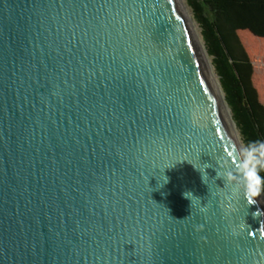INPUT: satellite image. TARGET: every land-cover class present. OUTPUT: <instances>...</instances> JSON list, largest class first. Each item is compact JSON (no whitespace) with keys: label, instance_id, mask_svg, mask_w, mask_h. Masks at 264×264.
Returning a JSON list of instances; mask_svg holds the SVG:
<instances>
[{"label":"water","instance_id":"obj_1","mask_svg":"<svg viewBox=\"0 0 264 264\" xmlns=\"http://www.w3.org/2000/svg\"><path fill=\"white\" fill-rule=\"evenodd\" d=\"M241 144L182 0H0V264H264Z\"/></svg>","mask_w":264,"mask_h":264},{"label":"trees","instance_id":"obj_2","mask_svg":"<svg viewBox=\"0 0 264 264\" xmlns=\"http://www.w3.org/2000/svg\"><path fill=\"white\" fill-rule=\"evenodd\" d=\"M188 2L243 142L264 139V0Z\"/></svg>","mask_w":264,"mask_h":264},{"label":"clouds","instance_id":"obj_3","mask_svg":"<svg viewBox=\"0 0 264 264\" xmlns=\"http://www.w3.org/2000/svg\"><path fill=\"white\" fill-rule=\"evenodd\" d=\"M229 156L232 163L225 165L221 172L224 182L234 193H242L245 199L255 202L264 195V175L261 174L264 172V139L242 143ZM184 196L190 199L193 195L185 192Z\"/></svg>","mask_w":264,"mask_h":264},{"label":"bare ground","instance_id":"obj_4","mask_svg":"<svg viewBox=\"0 0 264 264\" xmlns=\"http://www.w3.org/2000/svg\"><path fill=\"white\" fill-rule=\"evenodd\" d=\"M182 2H183L184 6H185V8H186V11H187V13H188V16H189L190 20H191V23H192L193 28H194V32H195L196 37H197V39H198V42H199V44H200L201 52H202L203 56H204L205 59H206V63H207L208 69H209V71H210V73H211V75H212V77H213V79H214V81H215V83H216V85H217V88H218V90H219V92H220V95H221V97H222V100H223V103H224L225 108H226V110H227V113H228V115H229V117H230V119H231L232 124L234 125V127H235V129H236V132H237V134H238V136H239L241 142L243 143V141H242V139H241V135H240L239 131L237 130L236 125H235V123H234V121H233V118H232V116H231V111H230V109H229V106H228V104H227V102H226V100H225V97H224V95H223V93H222V91H221V87H220V84H219V82H218L217 75H216L215 70L213 69V66L211 65V62H210V60H209V57H208L207 51H206V49H205V45H204L203 42H202V39H201V36H200L199 30H198V27H197V25H196L195 22H194L193 15H192V13H191V11H190V9H189V7H188L186 1H185V0H182Z\"/></svg>","mask_w":264,"mask_h":264},{"label":"rangeland","instance_id":"obj_5","mask_svg":"<svg viewBox=\"0 0 264 264\" xmlns=\"http://www.w3.org/2000/svg\"><path fill=\"white\" fill-rule=\"evenodd\" d=\"M185 1H186L187 5H188V7H189V9H190V11H191V13H192V15H193L194 22H195V24H196L197 27H198V30H199V33H200V36H201L202 42H203V44L205 45V42H204V39H203V34H202V29L200 28L199 24L197 23V21H196V19H195L194 12H193V10H192V8H191V6H190L188 0H185ZM205 49H206V51H207L206 45H205ZM207 54H208L209 60H210V62H211V65L213 66V69L215 70V73H216V75H217L218 82H219L220 87H221V91H222V93H223V95H224V97H225V94H224L223 88H222L221 83H220L219 76H218L217 71H216V68H215V66H214V64H213V59H212V57L209 55L208 51H207ZM225 100H226V99H225ZM229 109H230V108H229ZM230 111H231V110H230ZM231 116H232V114H231ZM233 121H234V120H233ZM234 123H235V122H234ZM235 125H236V124H235ZM236 128H237V126H236ZM237 130L239 131L238 128H237ZM239 133H240V131H239ZM240 135H241V134H240ZM241 139H242V136H241ZM242 141H243V139H242ZM243 143H244V142H243Z\"/></svg>","mask_w":264,"mask_h":264}]
</instances>
